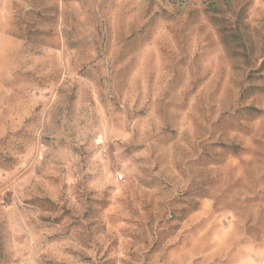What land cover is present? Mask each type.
I'll list each match as a JSON object with an SVG mask.
<instances>
[{"label": "rangeland", "instance_id": "rangeland-1", "mask_svg": "<svg viewBox=\"0 0 264 264\" xmlns=\"http://www.w3.org/2000/svg\"><path fill=\"white\" fill-rule=\"evenodd\" d=\"M0 264H264V0H0Z\"/></svg>", "mask_w": 264, "mask_h": 264}]
</instances>
